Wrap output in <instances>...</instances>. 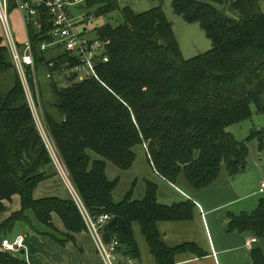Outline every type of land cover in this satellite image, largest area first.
I'll return each mask as SVG.
<instances>
[{
    "label": "trees",
    "instance_id": "1",
    "mask_svg": "<svg viewBox=\"0 0 264 264\" xmlns=\"http://www.w3.org/2000/svg\"><path fill=\"white\" fill-rule=\"evenodd\" d=\"M121 2L86 0L85 8L99 16L119 15L118 25L107 23L95 32L108 43L109 62L98 67L101 82L58 85L54 77L70 61L41 50L43 42L52 40L48 12L40 9L41 29L28 28L36 72L45 78L52 74L54 101L44 104L46 126L86 207L93 215L126 222L127 233L109 225L106 229L108 235L119 236L125 256L140 259L133 234L138 223L157 264H175L177 255L186 252L201 258L205 253L195 244L167 246L157 229L158 222L191 220L192 202L160 204L159 186L151 181L142 199H134L132 187L115 202L120 180L110 179L107 168L111 163L130 171L137 160L135 149L147 146L149 162L160 177L174 184L184 175L192 187L203 189L223 166L231 177L243 173L249 143L256 141L264 152L263 130H251L244 141L228 132L251 119L253 109L264 115V0H174V12L198 23L212 43L210 51L192 59L184 58L162 7L138 14ZM52 62L55 67L50 68ZM55 176L10 50L0 42V215L8 211L5 202L12 203L15 196L21 200L20 211L0 225V264H27L22 252L3 251L2 241L19 223L35 229L32 216L60 245L86 231L72 198L35 197L39 186ZM55 216L66 234L55 226ZM228 230L264 240V198L252 214L231 215ZM252 261L264 264L261 248L253 249Z\"/></svg>",
    "mask_w": 264,
    "mask_h": 264
},
{
    "label": "crops",
    "instance_id": "2",
    "mask_svg": "<svg viewBox=\"0 0 264 264\" xmlns=\"http://www.w3.org/2000/svg\"><path fill=\"white\" fill-rule=\"evenodd\" d=\"M24 28L26 32L25 24ZM156 175L160 180L157 182L160 204L171 206L185 201L194 204L191 220L157 223L162 242L171 248L184 244H195L205 253L201 258L192 252L181 253L177 255L175 264H253V249L261 248L264 252V240L258 239L256 244L249 247L247 241L254 238L253 235L228 230L231 215L252 214L259 205L261 199L257 198L258 190L260 183L264 180V171L258 162L251 161L243 173L233 177L223 166L219 177L203 189L192 187L184 175H181L174 184L166 181L157 173ZM144 181L146 184L150 180L144 179ZM62 189L64 188L60 179L55 176L39 186L35 197L37 199L63 198L60 196L63 194ZM12 203L14 207H11ZM12 203L5 202L8 211L0 215V225L12 213L21 209L19 196H15ZM251 210L254 211L248 213ZM32 220L34 227L36 220L35 218ZM55 223L57 229L66 234L63 223L56 216ZM20 234L23 233L17 235ZM133 234L140 251V259L134 260L135 264H157L138 223L133 224ZM25 237L24 252L28 254L25 259L27 264H104L87 231L76 235L75 239L67 241L65 245H60L49 236L44 237L42 234L33 237L32 243L36 242L41 247L45 248L52 244L51 253L40 251L38 247L29 243V236Z\"/></svg>",
    "mask_w": 264,
    "mask_h": 264
},
{
    "label": "built area",
    "instance_id": "3",
    "mask_svg": "<svg viewBox=\"0 0 264 264\" xmlns=\"http://www.w3.org/2000/svg\"><path fill=\"white\" fill-rule=\"evenodd\" d=\"M85 5L86 0H0V27L22 80L36 126L57 168L60 179L83 218L86 231L98 255L104 264H135L133 259L124 255V245L119 236L107 234L106 229L113 217L109 214L93 215L75 189L68 169L44 129L45 126L42 124L28 85L27 68H34L33 48L28 35V28L30 26L37 29L42 28L40 9L48 12L52 27L49 33L52 40L43 42L41 50L50 49L57 52L59 56H66L70 61L58 76L65 80L70 78L74 82L89 79L101 82L98 67L109 62L106 51V44L108 43L101 41L95 33L96 29L102 26L95 29H90V26L103 16L97 15V10L85 8ZM13 10L20 12L26 27L27 37L22 50L19 49L10 23V14ZM82 10L83 14H81ZM107 17L110 18L112 15ZM70 63H73L71 67ZM49 66L50 68L55 67V62L50 63ZM47 78L51 79L52 74L48 73ZM258 194L264 195V180L260 183ZM257 242L258 239L254 237L247 241V245L251 247ZM2 249L13 254L24 251L26 249V237L19 235L13 240L4 239Z\"/></svg>",
    "mask_w": 264,
    "mask_h": 264
},
{
    "label": "rangeland",
    "instance_id": "4",
    "mask_svg": "<svg viewBox=\"0 0 264 264\" xmlns=\"http://www.w3.org/2000/svg\"><path fill=\"white\" fill-rule=\"evenodd\" d=\"M173 1L174 0H164L163 3H160L159 1H154V0H122L121 7H130L135 13H138V14L145 13L147 11H150L158 7H162L163 11L166 14L168 21L173 26L175 36L179 42L182 54L185 59H192L203 53L210 51L212 49V43L207 38L202 27L198 23L190 24L186 22L182 16L176 14L174 12L173 5H172ZM83 13L84 12L82 10L81 14ZM118 18H119L118 14H114L110 18L103 17L97 22H94L90 26V29L91 28L95 29L96 27L103 26L107 23H110L112 25H118L120 23ZM10 23L12 26L13 34L18 42L19 49L22 50L24 48V41L27 36H26L25 28H24L23 19L21 18V15L19 14L18 10L11 11ZM91 36L93 37L92 34ZM0 42L2 46H6L8 48L1 29H0ZM28 72L33 77L32 83H30L29 78H28V85L31 91V96H33L34 102L36 104V108L42 120V124L43 126H45L44 129L47 132L53 146L57 150V146L55 142L53 141L47 129L46 121H45L44 113H43L44 104L45 103L52 104L54 101L53 90L50 85L52 81H50L51 79L45 78L43 75L39 76V74L35 70V67L29 68ZM54 80L57 81L58 85H61V86H68L71 83L77 82V81L74 82V81L65 80L63 78H60L58 75L54 77ZM251 130H263L264 131V115H258L255 112V109H253V116L251 119L246 120L240 124L233 125L228 128V132L233 134V136L240 141H244L245 139H247V137L251 133ZM249 148H250V154L248 157L247 164L250 163L251 161L258 162L260 164V168H262V170L264 171V152L259 151V146L256 141L249 143ZM135 151L137 154V160L133 168L130 171H121L118 168H116L113 164L111 163L108 164V168H107L108 177L112 180L117 179V178L120 180L119 186L114 192L115 202L122 201L125 195L127 194V192L132 187H135L134 199H137V200L142 199L145 195V188H146L144 179H148L155 183L160 181L154 171V168L151 166L149 162L147 152H146L147 146L145 147L138 146L135 149ZM53 166L57 173L58 178L60 179L57 168L55 167L54 163H53ZM60 181L64 188L62 189L63 194H60V196H62L63 199H70L71 196L67 188L65 187L61 179ZM257 198L262 199L264 198V195L259 194ZM11 207H14V205ZM253 211L254 210H251L248 213H252ZM32 218L34 217L32 216ZM53 222L54 224H56L55 217H53ZM34 227L35 229H31L28 225L24 223H19L15 227L14 232H12L9 235L10 237L8 238L13 240L18 236L17 235L18 233H23L20 235L29 236L30 237L29 243H32L34 241V238H33L34 236H37L38 234H42V236L45 237L46 235L44 233L50 232V229H48L46 226L36 221H34ZM32 245H34L35 247H38L40 251L42 252H48V253L52 252V249L50 248L52 244L49 246H46L45 248L44 246L41 247V245L37 244L36 242L32 243ZM18 254L19 253H15L14 255H18ZM19 256H21L23 259H26L28 254L27 255L20 254Z\"/></svg>",
    "mask_w": 264,
    "mask_h": 264
},
{
    "label": "water",
    "instance_id": "5",
    "mask_svg": "<svg viewBox=\"0 0 264 264\" xmlns=\"http://www.w3.org/2000/svg\"><path fill=\"white\" fill-rule=\"evenodd\" d=\"M110 227H119L124 233H127V224L121 217H114L109 224ZM22 254L24 255L25 252L23 251Z\"/></svg>",
    "mask_w": 264,
    "mask_h": 264
}]
</instances>
